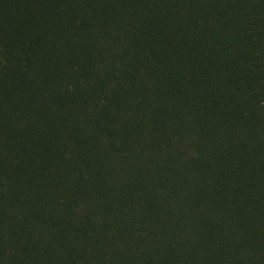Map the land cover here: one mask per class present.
<instances>
[{
    "label": "trees",
    "instance_id": "16d2710c",
    "mask_svg": "<svg viewBox=\"0 0 264 264\" xmlns=\"http://www.w3.org/2000/svg\"><path fill=\"white\" fill-rule=\"evenodd\" d=\"M0 264H264V0H0Z\"/></svg>",
    "mask_w": 264,
    "mask_h": 264
}]
</instances>
